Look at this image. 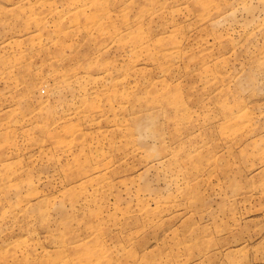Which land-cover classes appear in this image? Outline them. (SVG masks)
<instances>
[{
  "label": "rangeland",
  "instance_id": "rangeland-1",
  "mask_svg": "<svg viewBox=\"0 0 264 264\" xmlns=\"http://www.w3.org/2000/svg\"><path fill=\"white\" fill-rule=\"evenodd\" d=\"M0 264H264V0H0Z\"/></svg>",
  "mask_w": 264,
  "mask_h": 264
}]
</instances>
